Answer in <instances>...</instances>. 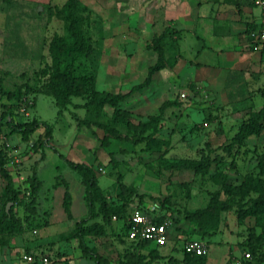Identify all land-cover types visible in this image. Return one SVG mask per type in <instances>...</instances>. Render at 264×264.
<instances>
[{"label":"rangeland","instance_id":"1","mask_svg":"<svg viewBox=\"0 0 264 264\" xmlns=\"http://www.w3.org/2000/svg\"><path fill=\"white\" fill-rule=\"evenodd\" d=\"M80 1L85 4L86 9L78 11L73 19L92 46L89 57L81 55L78 59L80 70L95 73L99 89L114 92L130 90L147 74L153 60L152 53L155 54L147 44L157 35L144 29L139 30L138 0H126L129 4L121 6L124 12H128L123 21H119L115 17L116 13L108 9V2ZM65 2L66 0H0V78L5 88L16 89L23 83L38 87L43 82L40 69L51 61L48 49L50 40L57 34L70 36V20L65 18L63 10ZM172 38L174 37H166L165 46L168 39L173 45ZM174 79V88L171 90L174 102L162 111L159 98L149 99L145 109L138 110V106H141L138 104V93L143 89L120 104L131 112L135 122L146 121L149 116L161 113L160 120L152 123L153 127L146 132L156 137L151 141L155 144L152 149L145 148V141L134 143L114 136L108 148L100 141L104 135L103 129L95 125H78L76 116L110 122L113 107L109 105L87 111L85 107L71 104L67 110L58 114L54 98L43 92L28 94L15 108H9V101L0 96V117L4 110L11 109L15 119H43L53 127L51 145L44 147L45 158L38 165V174L44 180L45 188H51L56 177L60 181L65 176L70 179L74 189L72 178H75V182L76 178L79 181V174L66 160L71 159L94 163L99 183L107 190V198L113 202L122 201L118 197L120 182L127 187L123 192L124 198L134 197L135 192H138V200L141 195L150 207L156 203L161 205L162 199L169 197L170 210H166V213L174 217V225L171 227L168 243L159 247L161 257L150 256V250L156 246L153 242L145 246L124 239L127 243L126 256L131 251L136 252L138 261L142 264H183L184 241L205 238L201 228L186 219L184 211L207 206L216 193L220 198H226L223 182L239 184L247 173L257 172V155L264 152V133L250 138L236 155L225 151L222 146L230 141L239 119H229L215 113L214 111H219V106L204 95V88L201 86L194 87ZM163 80H166V75L162 76L154 93L167 96L169 92L163 86ZM144 89H149V86ZM183 92L186 97L181 95ZM73 100L77 103L85 101L82 97H73ZM116 124L123 133H128L124 124ZM44 138L45 129L41 126L32 133L29 149L26 146L11 155L13 160L10 171L25 177L37 173V165L33 159L41 155L39 142ZM18 144L24 146L25 142L18 134L11 137L9 127L3 120L0 123V145L9 148ZM8 152L6 150L7 157H10ZM208 152L212 157L221 155L222 158L213 161L206 172H195L193 169L177 166L184 159L201 158ZM233 159L235 164L232 163ZM0 182L3 187L5 179L1 174ZM25 183L26 180L16 186L23 194ZM24 200L26 201L23 197L20 204ZM217 217V224L211 227L210 240L203 239L208 241L207 264H235L236 258L247 248L250 231L254 230L258 235L264 228L256 225L254 217L239 221L234 209L220 211ZM114 235L120 236L116 233ZM258 242L259 251L264 250V238H259ZM253 264L264 262L254 258Z\"/></svg>","mask_w":264,"mask_h":264},{"label":"crops","instance_id":"2","mask_svg":"<svg viewBox=\"0 0 264 264\" xmlns=\"http://www.w3.org/2000/svg\"><path fill=\"white\" fill-rule=\"evenodd\" d=\"M125 1L103 0V3L108 2V9L116 13L119 21H123L128 12H124L121 6L129 4ZM262 20L263 8L254 0H138L139 30L158 35L166 27L175 29L171 34L174 37L173 45L168 39L165 46L168 53L166 66L153 74L149 89L143 88L138 93V104L141 105L138 110L145 109L149 99L159 98V107L166 100L173 101L171 90L174 88V78H177L182 83L204 88V95L219 106V111L214 112L229 119L238 118L234 127L238 129L248 113L258 110L264 103V46L255 45L248 34L251 26H260ZM152 56L150 65L156 62L157 52ZM164 75L166 80H163V86L169 92L167 96L154 93ZM158 94L160 96L157 97ZM15 134L9 133L11 137ZM23 141L24 146L18 144L5 148L10 156L7 162L9 170L13 160L11 155L26 146L29 149V140ZM39 152L41 155L35 156L33 162L37 165L41 186L33 203L15 204L14 211L23 229L14 233H0V264H98L84 254L79 238L74 234L76 221L89 215L80 174L79 181L76 178L75 182V178H72L74 189L70 179L65 176L60 181L56 177L52 187L45 188L44 180L38 174V165L45 158V148L39 147ZM82 162L95 167L93 162ZM94 169L97 175L96 167ZM10 173L15 186L26 180L22 194L26 199L24 202H29L31 196H27L26 191L30 190L25 189L28 177L16 175L13 171ZM65 180L71 193L69 211L64 205ZM1 186L0 182V192L3 189ZM103 190L108 194L106 189ZM95 220L101 221V218H91L88 224ZM123 226V221L114 216L111 225L106 226V233L87 236L88 244L107 260V264H122L126 260L127 243L124 239L133 240L127 235H114L121 233ZM25 253L30 258H24ZM44 257L48 260L44 261Z\"/></svg>","mask_w":264,"mask_h":264},{"label":"trees","instance_id":"3","mask_svg":"<svg viewBox=\"0 0 264 264\" xmlns=\"http://www.w3.org/2000/svg\"><path fill=\"white\" fill-rule=\"evenodd\" d=\"M86 9L85 4L80 0H66L63 4L64 16L67 20H70L69 31L70 36H64L57 34L49 42L48 49L51 57V61L40 69V76L44 77L43 82L38 87H32L28 83H23L17 86L16 89H7L3 85L0 78V96L6 97L9 101V108H15L23 98L33 92H43L51 95L58 107V114H61L64 110L69 108V105L73 104L75 107H85L87 111L93 109L97 110L106 105L113 107L112 119L109 122H102L99 120H93L89 117H77L76 120L80 126H97L104 131V135L101 137V144L109 148L111 144V138L114 136L117 139L128 140L134 143L141 141L146 142V147L152 149L155 144L153 141L156 137L151 133H146L152 128V123H157L161 118V113L157 115L149 116L146 121H133L131 112L120 106L121 102L130 97L133 93L143 88H146L151 84L153 74L166 66V51L164 40L166 37L171 36L175 29L166 27L160 34L153 37L148 42V47L153 48L157 52V60L154 64L150 65L147 70L145 78L139 83L134 84L130 90L126 92L122 91H110L103 90L97 87L96 75L86 70H80L78 59L81 55L89 57L91 55L92 46L88 42V38L81 28L76 25V20L73 19L76 13L80 10ZM257 26H251L248 34L252 29ZM250 37V36H249ZM251 38V37H250ZM252 40V38H251ZM264 92V91H263ZM73 97L84 98L83 103L74 102ZM174 101L166 100L161 105V111L170 103ZM5 120V123L9 127V133H17L25 141L29 140L32 133H34L41 126L45 129V138L40 140V147L51 145L50 140L53 136L52 125L43 119H15L14 112L11 109L4 110L0 123ZM117 122L126 126L128 133H123L118 127ZM153 132V131H152ZM132 133V134H131ZM264 133V103L258 110H252L248 115L239 123L237 131L230 137V141L222 146L225 151H228L230 155H236L241 148L247 145V139L250 136H260ZM41 138V136H40ZM151 142V143H150ZM211 151L212 147H209ZM234 149V150H233ZM245 151V149H244ZM110 153L113 154L112 149ZM221 155L211 156V153H206L201 158H188L184 159L177 166L179 168L193 169L195 172H206L213 161L221 160ZM6 149L0 145V174L5 179V185L0 192V233H14L23 229V225L14 211V206L17 202L21 203L23 194L18 190L14 184V179L10 170L7 167ZM67 162L75 169L81 176L82 183L85 186L86 200L89 208L88 217L82 218L75 223L74 234L79 238L80 246L85 255L96 260L98 264H107V260L87 242V236L91 234L100 235L106 233V226L111 225L113 217L123 221L124 226L120 234L126 236L128 231L127 217L131 209V204L136 203L142 210L153 214L157 213L155 217L157 221H163L169 217L174 222V217L169 216L166 210H170V199L166 196L162 199L161 205L156 203L157 208L151 210L150 206L143 201V197L140 195L138 200V192H135V196H128L124 198V189H127L125 183L120 182L121 190L118 193V197L122 199L121 203L113 202L107 198L104 190L98 183V178L95 169L92 165L82 161H74L66 159ZM234 163V159L232 160ZM257 172H250L245 175L243 180L239 184H233L223 182L227 197L222 199L216 193L213 195L210 203L201 208L186 209L184 215L186 219L196 223L203 231L205 240H210L211 227L217 224V213L223 210L234 209L236 217L239 221L244 220L247 217H254L257 226L264 228V152L257 155ZM28 185L25 189L30 190L31 200L24 202L28 205L34 202V196L37 194L41 180L37 173L29 176L27 179ZM67 187L64 196V205L69 211L71 202V193L68 189V184L65 181ZM9 201H12V205L9 210L6 209V205ZM161 210H165L162 211ZM101 218V221L95 220L88 224L89 219ZM252 228V227H251ZM117 234V235H118ZM249 241L247 248L243 250L249 251L252 258L249 259L246 264H253V259L257 258L259 262H264V250L259 251V238H264V231L258 235L255 231H250ZM139 245H149V241H138ZM208 244V241H206ZM158 245L153 246L149 254L152 258L161 257V253ZM184 252L183 264H207L206 254H193ZM122 264H142L138 261V253L132 252L126 256V260Z\"/></svg>","mask_w":264,"mask_h":264},{"label":"built area","instance_id":"4","mask_svg":"<svg viewBox=\"0 0 264 264\" xmlns=\"http://www.w3.org/2000/svg\"><path fill=\"white\" fill-rule=\"evenodd\" d=\"M255 3L263 8V20L260 26L252 29L249 36L252 38V42L255 45L264 46V0H254ZM183 97H186V93H181ZM29 195L30 191H26ZM157 205L154 204L150 207L151 210H155ZM158 214H150L141 208L137 204L132 203L131 209L127 217L128 231L127 236L133 241H149L158 246L166 245L169 241L171 227L173 226V220L169 217L163 221L155 220ZM183 249L186 252L193 254H206L207 244L205 241L199 238L186 239L183 243ZM24 258H30L29 254H24ZM252 258L249 251H245L242 256L236 258L235 264H246V262ZM44 261L48 259L43 258Z\"/></svg>","mask_w":264,"mask_h":264},{"label":"water","instance_id":"5","mask_svg":"<svg viewBox=\"0 0 264 264\" xmlns=\"http://www.w3.org/2000/svg\"><path fill=\"white\" fill-rule=\"evenodd\" d=\"M12 204H13L12 201H9V202L7 203V205H6V209L9 210V208L11 207Z\"/></svg>","mask_w":264,"mask_h":264}]
</instances>
